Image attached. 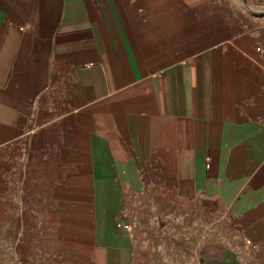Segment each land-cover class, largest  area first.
<instances>
[{"label":"crops","instance_id":"obj_1","mask_svg":"<svg viewBox=\"0 0 264 264\" xmlns=\"http://www.w3.org/2000/svg\"><path fill=\"white\" fill-rule=\"evenodd\" d=\"M258 47L264 0H0V264H264Z\"/></svg>","mask_w":264,"mask_h":264},{"label":"rangeland","instance_id":"obj_2","mask_svg":"<svg viewBox=\"0 0 264 264\" xmlns=\"http://www.w3.org/2000/svg\"><path fill=\"white\" fill-rule=\"evenodd\" d=\"M154 238L160 243L152 249V257L145 258L138 264H178L183 263L182 258L192 257L197 252V248H176L175 242L168 240L162 234H155Z\"/></svg>","mask_w":264,"mask_h":264},{"label":"built area","instance_id":"obj_3","mask_svg":"<svg viewBox=\"0 0 264 264\" xmlns=\"http://www.w3.org/2000/svg\"><path fill=\"white\" fill-rule=\"evenodd\" d=\"M257 51L259 53H262V58L264 60V53L262 52V49L260 47L257 48ZM120 227H123L125 230H127L128 232H131L132 231V228L128 225H119Z\"/></svg>","mask_w":264,"mask_h":264}]
</instances>
